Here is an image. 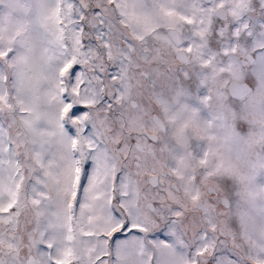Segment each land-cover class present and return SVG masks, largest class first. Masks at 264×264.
<instances>
[{"label":"snow or ice","instance_id":"snow-or-ice-1","mask_svg":"<svg viewBox=\"0 0 264 264\" xmlns=\"http://www.w3.org/2000/svg\"><path fill=\"white\" fill-rule=\"evenodd\" d=\"M0 264H264V0H0Z\"/></svg>","mask_w":264,"mask_h":264}]
</instances>
